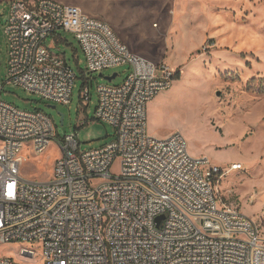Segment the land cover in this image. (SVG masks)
<instances>
[{
  "label": "built area",
  "instance_id": "2783aa9c",
  "mask_svg": "<svg viewBox=\"0 0 264 264\" xmlns=\"http://www.w3.org/2000/svg\"><path fill=\"white\" fill-rule=\"evenodd\" d=\"M7 8L6 82L29 94L71 100L76 74L44 44L58 30L74 35L88 72L128 69L121 84L97 86L94 116L113 139L80 151L78 132L65 134L46 181L20 168L58 136L52 118L0 99V243L27 245L20 259L2 256L0 264H264L261 224L219 196L220 167L192 156L181 132H148L147 104L172 86L174 68L132 52L108 22L76 5L9 0Z\"/></svg>",
  "mask_w": 264,
  "mask_h": 264
},
{
  "label": "rangeland",
  "instance_id": "374dc122",
  "mask_svg": "<svg viewBox=\"0 0 264 264\" xmlns=\"http://www.w3.org/2000/svg\"><path fill=\"white\" fill-rule=\"evenodd\" d=\"M8 1L0 0V99L52 118L58 136L45 153L29 154L20 168L24 178L46 181L61 155L57 142L65 134L78 132L80 151L113 139L112 127L94 116L97 86L121 84L128 66L104 69V76L117 73L111 81L88 72L74 35L58 30L44 44L63 55L76 74L70 102H50L6 82L3 20ZM58 1L108 22L132 52L174 68L172 86L147 105L149 134L164 138L181 132L192 156H206L224 172L217 184L219 196L259 222L264 236V0ZM54 37L62 40L54 42ZM86 81L88 99L82 100ZM83 117L87 121L76 128ZM236 164L241 167L232 169ZM110 171L118 173V159ZM23 247L27 245L0 243V257L20 259ZM33 249L40 253L38 247Z\"/></svg>",
  "mask_w": 264,
  "mask_h": 264
},
{
  "label": "water",
  "instance_id": "95a60500",
  "mask_svg": "<svg viewBox=\"0 0 264 264\" xmlns=\"http://www.w3.org/2000/svg\"><path fill=\"white\" fill-rule=\"evenodd\" d=\"M3 21L5 22V19H4ZM98 76H102L103 78H105V79L111 81L114 77L117 76V73H113V74H111V75H109V76H104L102 73H99ZM47 106H48V107H51V108H55L54 105H47ZM58 114H59V116H60V123L62 124V121H63V115L60 114V113H58Z\"/></svg>",
  "mask_w": 264,
  "mask_h": 264
},
{
  "label": "crops",
  "instance_id": "0c3cea01",
  "mask_svg": "<svg viewBox=\"0 0 264 264\" xmlns=\"http://www.w3.org/2000/svg\"><path fill=\"white\" fill-rule=\"evenodd\" d=\"M61 40H62L61 37H54V40L53 41L54 42H59ZM154 101H155V99H153L152 101H150L147 105L151 107ZM146 112H147V110H146Z\"/></svg>",
  "mask_w": 264,
  "mask_h": 264
},
{
  "label": "bare ground",
  "instance_id": "6f19581e",
  "mask_svg": "<svg viewBox=\"0 0 264 264\" xmlns=\"http://www.w3.org/2000/svg\"><path fill=\"white\" fill-rule=\"evenodd\" d=\"M203 101V100H202ZM206 108V107H205ZM237 165V164H236ZM236 167H238V165L236 166Z\"/></svg>",
  "mask_w": 264,
  "mask_h": 264
},
{
  "label": "snow or ice",
  "instance_id": "6c2138e0",
  "mask_svg": "<svg viewBox=\"0 0 264 264\" xmlns=\"http://www.w3.org/2000/svg\"><path fill=\"white\" fill-rule=\"evenodd\" d=\"M9 187L11 188V185Z\"/></svg>",
  "mask_w": 264,
  "mask_h": 264
}]
</instances>
